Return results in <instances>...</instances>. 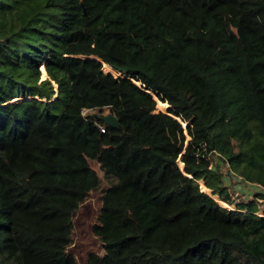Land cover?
<instances>
[{
    "label": "trees",
    "instance_id": "obj_1",
    "mask_svg": "<svg viewBox=\"0 0 264 264\" xmlns=\"http://www.w3.org/2000/svg\"><path fill=\"white\" fill-rule=\"evenodd\" d=\"M215 155L264 187V0H0V264H264ZM91 161L104 253L81 263Z\"/></svg>",
    "mask_w": 264,
    "mask_h": 264
},
{
    "label": "rangeland",
    "instance_id": "obj_2",
    "mask_svg": "<svg viewBox=\"0 0 264 264\" xmlns=\"http://www.w3.org/2000/svg\"><path fill=\"white\" fill-rule=\"evenodd\" d=\"M47 77V76H46ZM42 78L45 77L42 74ZM57 94L53 96L55 98ZM21 98V97H19ZM95 111L99 112L97 109L83 110L85 115H91ZM88 112V113H87ZM110 110L103 109L100 111V115H105L109 113ZM189 138V136L187 137ZM238 149V147H236ZM92 166L98 171L102 178L101 190L93 192L78 208L77 214L73 219V243L71 244L69 250L76 256L79 262L84 263L88 255L91 252H96L99 254L104 253V248L102 242L93 232V226L97 223V218L99 215L100 207L102 205L101 191L102 188L107 187L110 183L104 177V173L100 169L98 162L91 161ZM212 164L215 167H219L223 174L224 184L228 187L235 203L231 204V207L236 208V203H247L250 200H256L259 202V214H264V190L256 183H251L241 176L230 170L228 163L223 162L218 155L213 156ZM262 192L263 196L258 197L256 193ZM247 210V209H244Z\"/></svg>",
    "mask_w": 264,
    "mask_h": 264
},
{
    "label": "water",
    "instance_id": "obj_3",
    "mask_svg": "<svg viewBox=\"0 0 264 264\" xmlns=\"http://www.w3.org/2000/svg\"><path fill=\"white\" fill-rule=\"evenodd\" d=\"M92 58H96L97 60H99L100 62H102V64H103V66L105 67V65H107L106 64V62L101 58V57H99V56H96V55H92L91 56ZM44 65V64H43ZM109 72V71H108ZM109 73H111V72H109ZM112 74V73H111ZM112 75H114V74H112ZM114 76H122L121 75V73H119L118 72V74L117 75H114ZM47 77H48V74H47ZM47 77H45V78H47ZM44 78V79H45ZM138 85H140V83H138ZM147 91H149V90H147ZM153 96H154V98L156 99V101H157V104H156V108H154V109H158V113H159V111L161 110V107H160V104L163 102V101H161L153 92H151V91H149ZM164 103V102H163ZM169 108H170V105L168 104V108H167V111L169 110ZM162 112H167V111H163V110H161ZM91 115H94V116H100L98 113H96L95 111H93V113L91 114ZM173 116V115H172ZM101 118H102V120H104L105 121V123H107V124H109V125H111V126H118L119 125V119H118V117H117V115H115L114 113H112V112H109V113H107V114H105V115H101L100 116ZM180 122H182V121H180ZM183 123V122H182ZM184 125V129H186V131H184V133H188L187 132V128H186V126H187V124L185 123V124H183ZM188 139V138H187ZM187 144V143H186ZM178 162H179V166L181 167V169H182V171L183 172H185L184 171V164H182L181 165V163H182V161H181V159H180V157H179V160H178ZM200 184H201V187H202V189L204 190V191H206L208 194H210V195H212V191L210 190V189H208L207 187H206V185H205V183H204V181L203 182H201L200 181ZM215 199H216V197L214 196V195H212ZM217 201H218V199H216ZM219 202V201H218ZM220 203V202H219ZM220 204H222V203H220ZM223 205V204H222ZM224 206H226V205H224Z\"/></svg>",
    "mask_w": 264,
    "mask_h": 264
},
{
    "label": "built area",
    "instance_id": "obj_4",
    "mask_svg": "<svg viewBox=\"0 0 264 264\" xmlns=\"http://www.w3.org/2000/svg\"><path fill=\"white\" fill-rule=\"evenodd\" d=\"M99 127H100L102 130H104V126H103V125L99 124ZM260 189H263V190H264V187H262V188H260ZM230 208L235 209V208H233V207H230Z\"/></svg>",
    "mask_w": 264,
    "mask_h": 264
},
{
    "label": "clouds",
    "instance_id": "obj_5",
    "mask_svg": "<svg viewBox=\"0 0 264 264\" xmlns=\"http://www.w3.org/2000/svg\"><path fill=\"white\" fill-rule=\"evenodd\" d=\"M114 76V75H113ZM182 124H185V123H182ZM184 126V125H183ZM185 130V129H184ZM186 131V130H185ZM188 134V133H187ZM226 207H228V206H226ZM230 208V207H229ZM259 214V213H258ZM260 215H264V214H260Z\"/></svg>",
    "mask_w": 264,
    "mask_h": 264
}]
</instances>
